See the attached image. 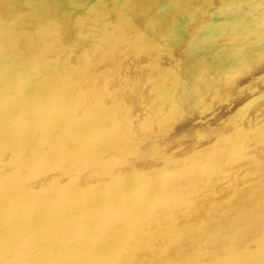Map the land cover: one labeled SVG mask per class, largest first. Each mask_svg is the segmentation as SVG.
Listing matches in <instances>:
<instances>
[{"label":"bare ground","instance_id":"1","mask_svg":"<svg viewBox=\"0 0 264 264\" xmlns=\"http://www.w3.org/2000/svg\"><path fill=\"white\" fill-rule=\"evenodd\" d=\"M0 264H264V0H0Z\"/></svg>","mask_w":264,"mask_h":264},{"label":"water","instance_id":"2","mask_svg":"<svg viewBox=\"0 0 264 264\" xmlns=\"http://www.w3.org/2000/svg\"><path fill=\"white\" fill-rule=\"evenodd\" d=\"M198 2V1H197ZM199 3V2H198ZM201 3V2H200Z\"/></svg>","mask_w":264,"mask_h":264}]
</instances>
